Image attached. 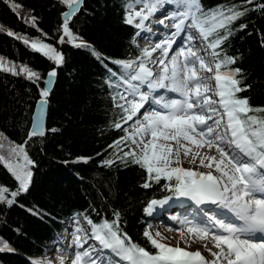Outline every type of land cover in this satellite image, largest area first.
<instances>
[{
	"label": "snow or ice",
	"instance_id": "obj_1",
	"mask_svg": "<svg viewBox=\"0 0 264 264\" xmlns=\"http://www.w3.org/2000/svg\"><path fill=\"white\" fill-rule=\"evenodd\" d=\"M60 2L67 11L62 13L63 35L59 43H75L78 38L71 31L70 22L83 0ZM246 2L252 4L253 0ZM22 7L12 4L14 9ZM256 7L264 9V3ZM165 10L158 21L154 19ZM247 10L235 5L205 9L202 0H129L125 23L138 29L136 36L143 32L147 34L145 39L156 36V42L150 49H141L134 59L113 62L122 70L120 80L126 85L123 93H117L116 107L122 115L115 127L126 135L109 147L117 149V159L126 162L131 158L132 163L146 171L141 187L148 189L163 180L162 189L172 193L150 200L145 213L151 216L173 197L190 200L197 206L214 205L215 209L198 208L191 219L172 216L171 220L181 226L168 227L179 234L175 246L166 242L160 231L153 234L152 225H148L143 235L155 251L132 240L124 231L119 211H113L111 219L94 220L84 215L87 228L80 226L78 214L73 217L76 226L70 232L71 243L58 245L54 259L46 256L32 264H69L66 257L70 254V264H264V107H253L248 97L239 95L251 85L244 83L242 69L232 67L238 57L227 55L222 47L233 33V22ZM21 19L37 27L36 16ZM153 25L162 28L164 35L153 33ZM6 34L23 40L57 66L64 61L56 47L40 39L30 41L12 31ZM75 46L87 47L82 41ZM0 71L24 74L34 83L39 80L36 71L22 66L17 72L16 66H9L2 57ZM56 74L55 69L49 72L45 84L52 82ZM161 89L175 93L176 98L154 96L151 103L158 107L146 109L150 94ZM49 93L47 86L40 90L41 115ZM129 121L133 122L131 133L123 127ZM36 135H45V128L34 118L29 139ZM122 145L128 150L124 151ZM4 149L0 143V153ZM6 150L7 156L0 154V162L18 181V189L6 199L9 189L0 187V202L11 206L20 193L28 190L33 175L29 166L34 161L24 145L10 143ZM213 151L215 154H211ZM185 161L194 167L185 168ZM114 162L106 160L104 164L110 166ZM196 242L202 243L211 259L199 249L188 250ZM6 247L0 241V251Z\"/></svg>",
	"mask_w": 264,
	"mask_h": 264
},
{
	"label": "trees",
	"instance_id": "obj_2",
	"mask_svg": "<svg viewBox=\"0 0 264 264\" xmlns=\"http://www.w3.org/2000/svg\"><path fill=\"white\" fill-rule=\"evenodd\" d=\"M13 3L23 7L14 9ZM128 3L83 0L70 22L78 39L61 44V16L67 6L60 0H0V56L24 63L39 74L34 83L0 71V133L24 145L34 161L28 190L11 206L0 202V241L7 245L0 251V264H32L43 259L74 216L79 214L82 227L87 228L84 215L94 220L111 219L113 211L120 212L124 231L133 241L155 251L143 233L155 219L158 207L151 216L145 207L150 200L172 193L162 189L163 180L148 189L141 187L146 171L131 158L126 162L117 159V149L109 147L126 135L115 127L121 122L116 102L123 82L122 70L113 62L138 56L137 30L125 23ZM260 3L264 0H253L252 4L246 0H202L205 9L218 5L248 9L233 22V33L222 47L227 55L238 57L232 67L242 69L244 83L251 85L239 95L248 97L253 107H264V9L256 7ZM30 16L38 18L37 27L21 19ZM8 31L56 47L63 54V63L55 65L23 40L8 36ZM81 41L87 47L75 46ZM53 69L57 74L47 98L46 133L29 139L34 107L42 99L43 80ZM106 160L115 162L108 166ZM0 185L18 189V182L1 162Z\"/></svg>",
	"mask_w": 264,
	"mask_h": 264
},
{
	"label": "rangeland",
	"instance_id": "obj_3",
	"mask_svg": "<svg viewBox=\"0 0 264 264\" xmlns=\"http://www.w3.org/2000/svg\"><path fill=\"white\" fill-rule=\"evenodd\" d=\"M166 12H167V10H165L164 12H161V13H157L155 18L159 20L162 15L166 14ZM168 27H169V29L172 28V24L170 22L168 23ZM153 33H155L158 36H163L164 30L160 29L156 25L155 26L153 25ZM146 35H147L146 33L141 32V35L137 36L138 41H137L136 45L138 48V55L140 54L141 49H143L145 47L150 49L154 45V43L156 42V36H153L152 39L149 40V39L144 38ZM173 48L175 49L176 45H173ZM157 54H154V56ZM170 55H171V53H170ZM0 57H2V56H0ZM2 58H3L4 62L6 64H8L9 66L14 64L16 66L17 72H19L20 67L27 66L24 63L12 61V60L7 59L6 57H2ZM153 70L156 71V69H153ZM204 74L210 75L209 73H204ZM18 76L26 78V76L24 74H20ZM212 83L214 86L215 82L213 81ZM125 87H126V85L123 84L121 87V93H123L125 91ZM143 90L147 91L146 88H144ZM157 95H163L166 98H176L175 93H168L162 89L157 90L156 92L150 94V102L145 105L146 109L150 110L153 107H158L157 105L151 103L152 97L157 96ZM143 111H144V109H141V112H143ZM132 124H133L132 121H129L128 124H125L128 133H131L133 131ZM5 137L6 136L4 134L2 137H0V143H3L5 145V149L0 154L7 156V150H6L7 146L13 142H11L7 137H6L7 139H5ZM130 144H131V142H130ZM15 145H17V144H15ZM131 147L134 148L135 145H131ZM211 154H215V152L213 151ZM183 166L185 168L194 167L193 165L189 164L187 161L184 162ZM29 167L31 170V166H29ZM200 170L201 171H207L206 169H200ZM0 187H4V186L0 185ZM11 191H13V190L9 189V192L5 193L6 199L11 198V196H10ZM198 208H204L205 210H210V209H215V206L214 205L197 206L194 202L187 200V199H184V198H179V199L174 198L173 200H169L168 204H166L164 206H158L157 210L154 213V216H156V217L151 222L152 228L150 229V231H152L153 234H155V231H157V230L160 231L161 234L167 238L166 242L175 246L177 244V241H179V239H180L179 234L176 231H169L168 227L170 226L173 229H178L181 226L179 223L171 220V217L176 216L178 218H183V217L187 216L189 219H191L193 216H195L197 214ZM75 226L76 225L73 223L66 225L65 230L63 232H61V237L58 239V241H59L58 244L51 249L50 254L47 255V258H51V259L55 258L54 253L56 252L58 245H60V244L68 245L71 243L72 236L70 235V232L75 228ZM80 226L82 227L81 223H80ZM91 242L92 241H89V243H91ZM180 246H182V247L184 246L183 242L180 243ZM209 247H212L211 244H209ZM197 249H199L205 257L211 259L210 253L204 249L201 242L192 243L191 247L188 250L196 251ZM213 251H215V249H213ZM68 257H70V259H71V254Z\"/></svg>",
	"mask_w": 264,
	"mask_h": 264
},
{
	"label": "water",
	"instance_id": "obj_4",
	"mask_svg": "<svg viewBox=\"0 0 264 264\" xmlns=\"http://www.w3.org/2000/svg\"><path fill=\"white\" fill-rule=\"evenodd\" d=\"M82 6V5H81ZM80 6V8H81ZM79 8V10H80ZM79 12V11H78ZM77 12V13H78ZM76 13V14H77ZM61 19H62V16H61ZM52 71V70H51ZM49 71V72H51ZM48 72V73H49ZM48 73L46 74L44 80H43V88H45L46 86L50 89V93L49 95L51 94L53 88H54V85H55V81H56V76L53 78L52 82L48 83L47 85L45 84V81L48 80ZM49 97V96H48ZM47 97V98H48ZM41 100V99H40ZM40 100L37 101V103L35 104V107H34V111H33V114H32V117H31V124H30V128H29V132L30 130L32 129V126H33V121H34V118L38 119L42 124H43V127L45 128V133H46V120H47V112H48V102L46 103L45 105V108H44V113L43 115H41V111H40V107H39V102ZM47 100V99H46ZM37 137H40V135H36Z\"/></svg>",
	"mask_w": 264,
	"mask_h": 264
},
{
	"label": "bare ground",
	"instance_id": "obj_5",
	"mask_svg": "<svg viewBox=\"0 0 264 264\" xmlns=\"http://www.w3.org/2000/svg\"><path fill=\"white\" fill-rule=\"evenodd\" d=\"M137 10H138V8H137ZM154 19H155V20H158V19H156L155 17H154ZM156 26H157V25H156ZM157 27H158V26H157ZM160 29H162V28H160ZM162 30H163V29H162ZM229 215H230V214H229ZM66 259L69 261V264H70V260H71L70 257H66Z\"/></svg>",
	"mask_w": 264,
	"mask_h": 264
}]
</instances>
